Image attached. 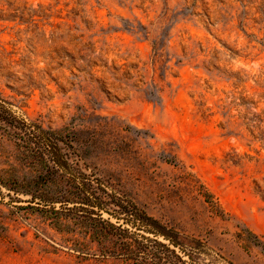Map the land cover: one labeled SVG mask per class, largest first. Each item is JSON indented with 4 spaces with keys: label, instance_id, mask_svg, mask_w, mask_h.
Segmentation results:
<instances>
[{
    "label": "rangeland",
    "instance_id": "374dc122",
    "mask_svg": "<svg viewBox=\"0 0 264 264\" xmlns=\"http://www.w3.org/2000/svg\"><path fill=\"white\" fill-rule=\"evenodd\" d=\"M39 127L205 262L264 264V0H0V264H127L46 210Z\"/></svg>",
    "mask_w": 264,
    "mask_h": 264
},
{
    "label": "trees",
    "instance_id": "16d2710c",
    "mask_svg": "<svg viewBox=\"0 0 264 264\" xmlns=\"http://www.w3.org/2000/svg\"><path fill=\"white\" fill-rule=\"evenodd\" d=\"M8 126L22 130L15 124ZM38 130L37 152L42 159L48 154L53 162L45 178L52 186L59 182L65 184L60 191L40 193L39 199L49 207L47 211L57 216L62 213L78 215L79 224L90 230V241L103 255L127 264H216L212 260L204 261L208 256L205 243L194 239L189 245L188 239L176 229L149 216L133 202L110 193L100 178H91L70 166L61 152L59 144L63 137L60 133L41 127ZM36 199L34 195L33 200ZM57 204L60 208L55 206ZM255 245L264 251L261 241Z\"/></svg>",
    "mask_w": 264,
    "mask_h": 264
}]
</instances>
